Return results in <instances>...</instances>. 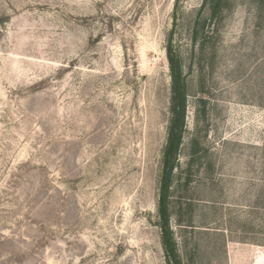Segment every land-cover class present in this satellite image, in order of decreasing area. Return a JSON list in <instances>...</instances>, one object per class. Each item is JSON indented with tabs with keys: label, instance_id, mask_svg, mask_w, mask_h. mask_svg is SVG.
I'll use <instances>...</instances> for the list:
<instances>
[{
	"label": "rangeland",
	"instance_id": "rangeland-1",
	"mask_svg": "<svg viewBox=\"0 0 264 264\" xmlns=\"http://www.w3.org/2000/svg\"><path fill=\"white\" fill-rule=\"evenodd\" d=\"M202 4L181 0L173 25L175 0H0V264H167L171 33L189 85L181 263L264 264V0L215 21Z\"/></svg>",
	"mask_w": 264,
	"mask_h": 264
},
{
	"label": "trees",
	"instance_id": "trees-1",
	"mask_svg": "<svg viewBox=\"0 0 264 264\" xmlns=\"http://www.w3.org/2000/svg\"><path fill=\"white\" fill-rule=\"evenodd\" d=\"M181 0H175V13L173 16V25L176 24V15ZM226 0H203L201 7L208 9L209 20L215 21L219 19L225 8ZM192 34V41L198 42L199 40V23ZM172 33L167 39L166 55L168 58L169 70H170V107H169V120L167 126V142L163 152V166L162 175L160 180V193L158 200V215H159V227L161 229V244L165 253L167 264H182L177 244L174 239L173 231L171 230V190L175 181L176 170L179 167V153L183 144L184 135L186 133V119L188 108V90L189 85L186 75L183 70V65L179 55L176 53L173 46ZM200 45L202 48L205 45V38L200 39ZM199 118L205 116V101L199 99L198 105ZM201 141L199 137H195L191 142V154L189 166L191 167L204 156L205 152L200 147Z\"/></svg>",
	"mask_w": 264,
	"mask_h": 264
}]
</instances>
